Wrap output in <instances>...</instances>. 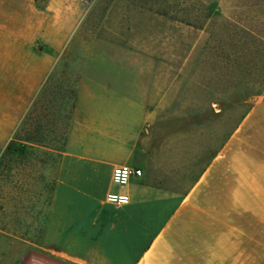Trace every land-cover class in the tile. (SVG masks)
Instances as JSON below:
<instances>
[{"label": "rangeland", "instance_id": "374dc122", "mask_svg": "<svg viewBox=\"0 0 264 264\" xmlns=\"http://www.w3.org/2000/svg\"><path fill=\"white\" fill-rule=\"evenodd\" d=\"M81 61H158L164 103L140 179L182 195L264 96V0H0V264L41 232ZM27 137L51 154L6 151Z\"/></svg>", "mask_w": 264, "mask_h": 264}, {"label": "crops", "instance_id": "0c3cea01", "mask_svg": "<svg viewBox=\"0 0 264 264\" xmlns=\"http://www.w3.org/2000/svg\"><path fill=\"white\" fill-rule=\"evenodd\" d=\"M163 78L158 61L80 62L42 229L14 264H264V96L183 195L151 187L142 175L123 187L111 183L116 165L142 170ZM109 192L129 202L110 204Z\"/></svg>", "mask_w": 264, "mask_h": 264}, {"label": "built area", "instance_id": "2783aa9c", "mask_svg": "<svg viewBox=\"0 0 264 264\" xmlns=\"http://www.w3.org/2000/svg\"><path fill=\"white\" fill-rule=\"evenodd\" d=\"M142 175V170L129 165H116L111 172V183L113 185L123 187L127 185L131 179L138 178ZM106 202L113 205H122L129 202V196L121 192H109L105 197Z\"/></svg>", "mask_w": 264, "mask_h": 264}, {"label": "trees", "instance_id": "16d2710c", "mask_svg": "<svg viewBox=\"0 0 264 264\" xmlns=\"http://www.w3.org/2000/svg\"><path fill=\"white\" fill-rule=\"evenodd\" d=\"M217 6V3L216 2H209L208 5L206 6L207 8V14H211L213 12V9L214 7ZM260 35V34H258ZM262 36V35H260ZM244 114V113H243ZM243 114L242 116L240 117V119L243 117ZM239 119V120H240ZM239 122V121H238ZM237 122V123H238ZM237 125V124H236ZM235 125V126H236ZM234 126V128H235ZM233 128V129H234ZM232 129V130H233ZM232 132V131H231ZM231 132L229 133V135L231 134ZM25 142L27 143H19L18 146H16L15 144H17L16 142H11L8 146H7V149L6 151L11 154H13L14 152L16 151H19L18 153L21 154V155H25V154H31V153H36V152H41V156H47L51 153H49V151L47 150L46 146L42 145L38 140L34 139V138H31V137H27L26 139H24ZM44 146V147H42ZM43 149H42V148ZM13 148V149H12ZM62 148V145H60L58 148L56 149H52L53 151H56V156L58 157L59 156V151L61 150ZM6 152V153H7ZM52 152V151H51ZM216 153H214L213 155H215ZM44 158V157H43ZM42 162H44V159H41ZM4 162V156L1 155L0 156V166L2 165V163ZM183 195V194H182Z\"/></svg>", "mask_w": 264, "mask_h": 264}]
</instances>
